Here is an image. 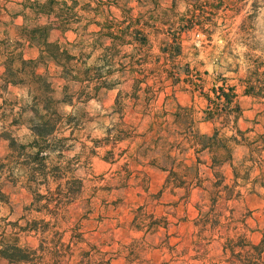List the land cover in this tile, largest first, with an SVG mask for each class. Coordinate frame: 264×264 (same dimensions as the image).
<instances>
[{"label": "rangeland", "instance_id": "374dc122", "mask_svg": "<svg viewBox=\"0 0 264 264\" xmlns=\"http://www.w3.org/2000/svg\"><path fill=\"white\" fill-rule=\"evenodd\" d=\"M21 1L0 0V41L7 33L12 39L16 37L17 27L23 20L22 16L15 19L13 16L21 10ZM76 1L80 13L90 17L95 13L88 14L85 9L103 5L96 18L101 23L113 17L122 21L126 12L130 13L133 21L127 20L125 25L131 23L133 27L142 28L148 40L142 46L133 41L121 47V53L112 64L105 60V51L99 48L89 64H95L102 81H115L114 87L102 88L97 97L87 101L83 98L78 102L75 96V104L62 107L65 113L84 112L91 118L81 134L88 148L76 172L84 180V188L81 197L69 205L65 222L57 228L64 234L62 239L69 241L71 228L76 227L83 241H87L82 246L89 249L93 245L99 253L94 260L110 258L112 264H233L226 261L228 256L223 252L225 237L246 233L258 242L260 233L250 229L264 227V4L253 6L254 0L239 3L216 0V4L213 0H200L204 11H198L195 9L198 3L191 0ZM195 10L200 15L194 16ZM90 28L100 27L92 24ZM67 37L73 40L76 34L69 32ZM58 38H62L60 32L51 34V40ZM132 38L127 36L126 39ZM23 54L26 58L37 57L38 49L26 45ZM4 70L5 58L0 53V75ZM39 70L44 71V68ZM49 72L53 77L58 73L54 65ZM54 82L58 98H63L64 82L57 78ZM219 87H224L225 91L233 87L237 94L233 106L238 105L239 110L234 108L229 124L223 119L228 111L216 110L222 105L215 95ZM78 89L73 84L71 92ZM1 93L0 106L4 98L8 103L15 100L24 103L27 97L26 88L14 85ZM3 108L0 114L9 110L10 105ZM210 108L216 117H208ZM178 113L184 117L179 122ZM235 114H239L237 122ZM157 115H164L165 119L158 121ZM191 118L202 132L211 134L217 128L222 136L228 137L236 132V124L243 131L239 139H244L233 149L234 165L240 168L241 176L247 177L243 197L228 202L221 200L218 205L226 215L234 209L235 219L240 221L230 227L226 223L219 231L208 230L202 241H195L197 231L192 220L198 214L197 202L206 203L204 210L209 209L208 193L197 188L187 200L184 189H163L167 172L161 168L166 163L165 158L157 154L161 146L151 147L145 156L141 152L145 147L139 149L145 135L148 143L171 134L181 139L176 133L184 132ZM163 120H166L164 125L158 123ZM122 123L136 128L137 137L105 144L108 132L124 127L118 126ZM17 135L27 137L28 129L20 128ZM92 139L101 141V146L95 148L96 154L91 153ZM81 147L78 143L67 154L72 157L84 151ZM7 152L8 142L0 140V155ZM154 155L159 165L149 163ZM184 155L196 160L193 150ZM209 158L208 152L201 155L203 161ZM201 169L210 173L204 164ZM222 172L228 178L233 176L229 164L223 166ZM3 189L9 196L10 206L1 207L0 216L22 226L30 219L44 216L27 210L33 194L22 178L18 182L4 181ZM139 205L154 215V219L161 220L162 226L153 232L133 227ZM165 218L169 223L167 227L163 224ZM245 218L249 229L241 221ZM20 235L23 245L35 246L40 241V236L34 232L22 231ZM2 264L14 263L4 261Z\"/></svg>", "mask_w": 264, "mask_h": 264}, {"label": "trees", "instance_id": "16d2710c", "mask_svg": "<svg viewBox=\"0 0 264 264\" xmlns=\"http://www.w3.org/2000/svg\"><path fill=\"white\" fill-rule=\"evenodd\" d=\"M191 1L198 3L195 9L204 11L202 6L204 4L199 3L200 0ZM242 1L249 0H237L238 3ZM71 2V4L69 0L19 2L21 10L15 13L13 18L22 16L23 21L17 27L16 37L12 39L7 33L6 38L0 41V53L5 58V70L0 75V97L3 96L1 92H7L11 85L27 89L24 103L18 100L8 103L4 98V104L0 106L3 108L4 105H10V109L6 110L9 114L6 111L0 114V140L8 142V152L4 156L0 155V209L3 206H10L9 196L3 189L4 181L18 182L19 178H22L33 194V200L27 210L44 214L43 217L30 219L25 226L0 216V264L4 261L14 264H112L110 258L105 260L98 257V261L94 260L99 253L97 254L93 245L89 249L82 246L87 241H83L78 228H71L69 241H64L63 232L57 229L65 222L69 205L81 197L84 188V180L76 172L85 149L88 148L82 141L81 134L91 121L87 113H65L62 107L66 104H75V96L78 102L83 98L87 101L97 97L102 88L114 87L115 81L110 82L108 79L102 81L95 64H89L99 48L105 51V60L112 64L121 53V47L133 44V41L137 46H142L148 39L142 28L137 25L133 27L131 23L125 25L127 20L133 21V16L128 12L122 21L113 17L101 23L96 21V18L101 14L103 5L85 9L88 14L95 13L90 17L80 13L81 9H77L78 1ZM213 2L216 4V0ZM258 3L264 4V0H254L253 6H257ZM199 4L202 7H199ZM197 10L194 16L200 15L196 14ZM1 15L0 10V18ZM92 24L100 28L91 30ZM53 31L60 32L62 38L51 40ZM69 32L76 34L75 39L70 40L67 37ZM127 36L133 38L128 40ZM26 45L37 47V57L24 56L23 49ZM121 64L123 66V63ZM51 65L57 69L55 77L49 72ZM42 67L44 71L39 70ZM56 78L64 82L63 98L57 96L54 82ZM73 84L79 89L71 92ZM215 95L216 99L222 102L221 107H217L216 110L228 111L223 119L224 123L229 124L233 119V112L239 110L238 105L233 106L237 96L235 89L231 87L229 91H225L224 87H219ZM176 117L178 122L184 119L179 113ZM208 117H216L215 111L211 108ZM238 117L239 114L234 115L235 122ZM156 119L159 121L165 117L157 115ZM158 123L164 125L166 120ZM189 123L184 132L176 133L182 136L181 139L171 134L174 139H170V136L165 138L160 136L159 139L153 140V143H148L145 135L139 149L145 147V150L141 151L145 156V153L151 151V147L161 146L157 154H162L165 158L166 163L161 165V168L167 172L163 189L170 188L172 191L184 189L186 193L184 198L187 200L194 189L200 188L208 193L209 209L204 210L206 203L197 202L195 208L198 214L193 219V226L197 231L194 233L197 238L195 241H202L206 239L204 234L208 230L219 231L226 223L230 227L240 221L235 219L234 209L230 210V215H226L219 210L218 205L221 200L228 202L243 197L242 189L247 184V177L241 176L240 168L234 165L233 149L244 139H239L240 135L243 136V131L236 124L234 126L236 132L228 137L222 136L217 128L211 134L202 132L192 118ZM118 126L124 127L110 130L105 138V144L109 142L117 144L137 137L136 128L131 125L122 123ZM22 127L28 129V135L25 136L27 139L17 135V131ZM67 132L69 134H66ZM92 141L94 145L91 153L96 154L95 148L101 146L99 144L101 141L100 139ZM78 143L82 144L81 148L84 151L70 157L67 153L73 151ZM190 150L196 154L195 161L184 155ZM206 152L210 154V164L201 159V155ZM109 154H114L113 150L109 151ZM149 163L159 165L158 157L154 155ZM203 164L210 173L202 171ZM226 164L233 169L231 178L222 172ZM239 180L244 182L240 183ZM160 221L154 219V215L148 213L143 205H139L132 226L153 232L162 226ZM241 221L245 223L246 218ZM163 224L167 227L169 224L167 218ZM245 225L248 228L246 223ZM9 226L13 231L8 229ZM250 230L260 233L258 242L252 240L246 233L225 237L223 252L228 256L226 261L233 264H264V227ZM22 231L39 235V243L35 246L23 245L20 235Z\"/></svg>", "mask_w": 264, "mask_h": 264}, {"label": "crops", "instance_id": "0c3cea01", "mask_svg": "<svg viewBox=\"0 0 264 264\" xmlns=\"http://www.w3.org/2000/svg\"><path fill=\"white\" fill-rule=\"evenodd\" d=\"M53 32H55V31H53ZM53 32H52V33H53ZM209 159H210V158H209ZM206 163H207V164H210V163H211V159L208 160V161H206ZM192 223H193V220H192Z\"/></svg>", "mask_w": 264, "mask_h": 264}]
</instances>
